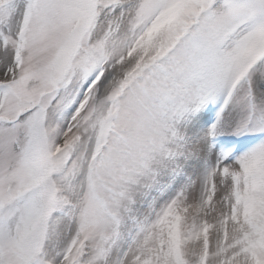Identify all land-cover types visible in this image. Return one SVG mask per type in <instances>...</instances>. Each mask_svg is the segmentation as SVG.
Segmentation results:
<instances>
[{
	"label": "snow or ice",
	"instance_id": "snow-or-ice-1",
	"mask_svg": "<svg viewBox=\"0 0 264 264\" xmlns=\"http://www.w3.org/2000/svg\"><path fill=\"white\" fill-rule=\"evenodd\" d=\"M0 264H264V0H0Z\"/></svg>",
	"mask_w": 264,
	"mask_h": 264
}]
</instances>
